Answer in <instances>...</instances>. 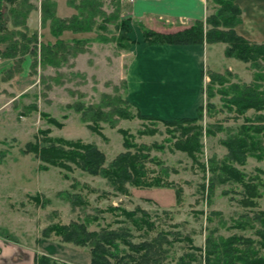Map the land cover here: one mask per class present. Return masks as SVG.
I'll use <instances>...</instances> for the list:
<instances>
[{
  "label": "rangeland",
  "instance_id": "obj_1",
  "mask_svg": "<svg viewBox=\"0 0 264 264\" xmlns=\"http://www.w3.org/2000/svg\"><path fill=\"white\" fill-rule=\"evenodd\" d=\"M19 1L23 2L26 9L35 5L36 8L31 13L39 10L42 2ZM66 1L69 3V0ZM240 1L248 18L254 19L252 14L260 13L259 10L251 8L249 0ZM54 2L57 3V0ZM102 2L107 13L117 9V0ZM124 2L125 0H120L121 9ZM7 6L6 3L2 9L6 15L5 27L13 29L12 14L9 15ZM214 10L215 7L212 12ZM261 12L264 13V7ZM61 14L66 15L64 12ZM98 20L102 21L101 18ZM258 21L263 25L252 26L256 28V34L264 35L262 18L255 17L254 22ZM41 24L39 14L35 12L30 28L42 35V41L54 42L56 39L50 32V22L46 26ZM109 27L112 29L113 25ZM97 34L96 31L87 33L86 37L90 41L85 45V51L76 56L69 55L59 66H38L34 69L33 58L29 54L18 56L15 58L14 67L4 75L8 79H17L16 84L12 81L9 87H6L0 81V236H10L26 246L32 255L54 252V258L73 264H90V249L65 243L56 235L44 239L42 231L46 227L53 223L69 224L77 221L88 222L92 230H100L109 224L112 228L130 226L134 242L152 240L164 231L169 239L165 243V247L169 249L165 260L170 264H177L181 256L192 253L197 254L201 261L210 234H214L216 238L235 235L259 240L254 229H239L234 226L240 222L243 213L264 211V156H249L245 165L234 163L249 177H261L263 183L259 187L261 196L257 199L258 207L248 209L240 203L243 187L239 183L217 182L212 194L208 188L203 189V184L210 183L211 164H219L228 156V149L223 141L238 133L247 123L246 118L264 115V110L257 112L254 109L240 114L234 106L229 105L227 97L219 90L223 87L228 89L233 84L256 83L261 84L264 90V80H257V74L263 73L264 76V65L259 69L251 63L226 56L223 49L226 43L206 45L203 56L207 67L203 78L204 111L203 119L198 122L203 127V152L198 154V160H195L188 152L176 148L174 127H169L164 122L139 117L119 119L116 116V127L102 122V131L97 133L91 129L89 122L82 119V114L71 106L77 102L87 106L103 103L105 109L109 110L107 103L112 101L111 98L116 97L118 101L126 99L129 102L127 73L134 57L133 47L129 50L121 49L116 42L99 40ZM111 34L109 33L110 36ZM72 36V33L67 32L64 38ZM3 47L6 49V45ZM24 60L28 65V77L22 72ZM210 68L219 70V74L226 80L224 85L220 82L212 85V98H209L212 73ZM183 73L188 74L187 71ZM164 78L160 81L161 85L154 89L156 91L145 89V94L160 98V87L169 83L168 78ZM25 81H32V85L25 87L23 91ZM145 85H148L146 80L142 85L143 89ZM177 85L178 83L175 84ZM140 93V89L136 91V95ZM121 101L120 104L125 107L126 104ZM209 102L213 103L212 109L207 107ZM167 105L168 102H164L161 108L166 109ZM137 108L139 107L131 106L130 110L136 114ZM146 110L150 116L159 117L153 114V111L160 113L154 107ZM44 113L57 119L62 126L51 123L49 117L43 116ZM147 129L157 131L154 134L142 133ZM41 130L48 131V135H42ZM121 130H127L132 135L133 142L150 147V150H146L151 155L147 162L149 176L163 178L164 185L135 187L129 184V193L122 194L107 179L86 173L75 165L74 170L69 173L72 179H67L65 171L59 167L51 166L48 170H43L40 167L42 160L34 152L26 151L27 144L36 142L38 138L63 137L97 144L105 152L109 163L127 150ZM209 130L215 133L208 134ZM176 134L179 135V132ZM261 136L264 146V133ZM201 164H205L206 168ZM74 182L76 187L72 186ZM66 191L71 193H64ZM76 193L82 195L87 203L73 204L71 194ZM36 196L40 197L41 203L34 198ZM112 206H121L127 210L141 207L151 214L156 228H134L132 222L119 212L106 211ZM243 246L239 245L240 248ZM194 247L202 248V251H196ZM25 251L18 249V252ZM259 254L264 258V249H261Z\"/></svg>",
  "mask_w": 264,
  "mask_h": 264
},
{
  "label": "trees",
  "instance_id": "obj_2",
  "mask_svg": "<svg viewBox=\"0 0 264 264\" xmlns=\"http://www.w3.org/2000/svg\"><path fill=\"white\" fill-rule=\"evenodd\" d=\"M29 1V0H25ZM50 0H42V26L50 22V32L55 41H42L40 33L28 27L27 20L35 5H30L27 10L23 2L18 0H1L0 6V44H5L6 49H0V57L16 58L29 54L33 58V68L47 67L48 65L59 66L67 60L69 55H77L85 51L87 37L64 38L66 32L85 34L96 31L97 38L105 42H116L121 49L129 50L136 44L133 38V28L130 18L121 16L120 0H117V9L112 13L104 10L102 0H69V5L76 9V13L70 17H60L57 14V3ZM15 4L8 10L12 14L13 29L5 27L4 3ZM78 2V3H77ZM215 10L207 16L206 21H198L193 26L184 27L177 32H160L149 28H143V37L146 45H199L207 43H226L225 54L228 57L237 58L251 63L254 67L262 69L264 63V43L251 42L238 33L237 27L243 22V11L236 0H212ZM17 3V4H16ZM98 18L102 21L99 22ZM113 25L111 29L109 26ZM21 27V28H20ZM27 31L25 32L24 29ZM114 29V30H113ZM115 31L116 33H114ZM29 32V33H27ZM109 33H112L111 36ZM17 36L19 38L17 39ZM211 85L209 98L214 96L212 85L220 82L224 85L225 78L216 72L210 74ZM264 80L263 73L257 74V80ZM224 94L229 105L234 106L240 114L254 109L257 112L264 110V90L262 85L256 84H233L228 89L223 87L219 90ZM109 97V96H107ZM107 103L106 110L103 103L86 105L81 102L71 105L77 112L82 114V119L89 122L91 129L101 133L100 123H108L116 127L119 119H133L139 117L144 120L161 121L169 127H174L176 148L188 152L195 160L198 154L203 152V127L198 124L203 119V105L198 107L195 117H176L164 119L144 114L139 108L134 114L131 106L136 107L128 100H117ZM126 104L122 107L120 104ZM208 108H213V103H208ZM49 121L57 126H62L57 119L44 113ZM116 116L118 118H116ZM247 123L242 126L238 133L223 141L228 149V156L219 164H211L212 177L210 183L203 184V189L208 188L212 194L217 182L239 183L243 187L240 203L248 209L258 207L257 199L261 196L259 187L263 183L261 177L248 176L234 163L245 165L249 156H264L262 146L264 133V115L258 114L255 118H246ZM156 129L143 130L142 133H156ZM125 137L126 151L121 152L114 160L107 163V156L95 143H86L82 140H71L63 137H44L36 142L27 144L26 151L34 152L41 160V169L48 170L51 166L59 167L65 171V177L72 179L70 172L74 165L82 171L93 176H100L108 180L112 186L122 194L129 193L128 185L135 187H153L165 184L159 176L150 177L147 162L151 155L150 147L137 144L132 141V135L127 130H121ZM179 132V135L176 134ZM214 131L209 130L208 134ZM44 136L48 131L41 130ZM215 133V132H214ZM260 151V153H258ZM205 169V164H201ZM73 187H76L74 182ZM71 193V192H64ZM73 204L87 203L83 196L71 194ZM41 203L39 196L34 197ZM119 212L132 222L134 228L152 230L156 228V222L151 214L138 207L127 210L121 206H112L106 211ZM105 210H102L104 212ZM241 220L236 224L239 229H254L259 240L252 237L231 236L229 238H216L210 234L207 238L204 257L195 253L181 256L177 264H264V258L259 252L264 249V211L245 212L240 216ZM150 233V232H148ZM52 235L60 236L63 242L78 247L89 248L91 252L90 264H170L165 260L169 249L165 243L169 240L167 233L161 231L152 240L141 242L133 241L132 227L112 228V225L102 227L100 230L89 228L88 222H72L69 224L53 223L42 231L44 239ZM243 244V248L239 245ZM202 251V248H195ZM36 264H72L58 260L49 254H36Z\"/></svg>",
  "mask_w": 264,
  "mask_h": 264
},
{
  "label": "crops",
  "instance_id": "obj_3",
  "mask_svg": "<svg viewBox=\"0 0 264 264\" xmlns=\"http://www.w3.org/2000/svg\"><path fill=\"white\" fill-rule=\"evenodd\" d=\"M236 1L243 11V22L237 27L238 33L250 41L257 43L263 42L264 35L256 34V28L252 25H263L261 21L255 23V17L262 18L264 23V13L261 12L264 7V0H249L251 8L255 9V11H260V13L255 12L252 14L254 19L248 18L244 5L241 3L242 1ZM6 3L8 10L15 6V4L9 2H5L4 5ZM123 4L121 16L130 18L133 28L132 35L137 41V44L133 45L134 57L128 66L127 73V97L129 101L138 106L146 115H150L146 109L154 107L160 113L153 111V114L159 117L161 116L164 119L195 117L198 113V107L204 103L203 78L205 75L204 70L207 67H205L203 56H205L206 45L210 43L205 42L199 45L149 46L144 41L143 28L146 27L160 32L170 33L182 30L184 27L193 26L198 21H206L207 16L214 8L212 0H125ZM35 12H38L39 21L42 23L41 6ZM35 12L30 13L27 20L29 28L33 22ZM61 12L66 13V15L63 16ZM57 13L61 17H70L76 13V10L66 0L64 2L57 0ZM72 34V37L82 38L86 37L87 33ZM220 43L222 42L217 44ZM3 46L0 45V49L3 50ZM226 48L227 45L225 44L223 49L226 50ZM15 61V58L0 57V81L6 87H9L12 81L16 84L17 79H8L4 76L6 71L14 67ZM26 65L24 60L22 72L23 75L26 74L25 77H28L29 70L27 68L28 65ZM210 70L220 73L217 69L210 68ZM186 71L188 74L186 73L185 75L183 72ZM164 77L168 78L167 82L169 83L160 87V98H156L153 94H145V89L156 91L154 89L161 85L160 81ZM144 80L148 82V85H145L143 89L142 85L144 84ZM176 83H178L177 86H175ZM31 85L32 81L29 83L25 81L23 91L25 87L28 88ZM139 89L141 93L136 95V91ZM157 100L168 102L166 109L161 108L164 102H155ZM18 249L21 251H25L26 249V251L25 253L18 252ZM41 254L48 253L41 252ZM49 255L56 257L54 252H51ZM35 256L36 253L32 255L26 246L18 243L10 236H6V238L0 236V264H34Z\"/></svg>",
  "mask_w": 264,
  "mask_h": 264
},
{
  "label": "water",
  "instance_id": "obj_4",
  "mask_svg": "<svg viewBox=\"0 0 264 264\" xmlns=\"http://www.w3.org/2000/svg\"><path fill=\"white\" fill-rule=\"evenodd\" d=\"M0 6H1V0H0Z\"/></svg>",
  "mask_w": 264,
  "mask_h": 264
}]
</instances>
